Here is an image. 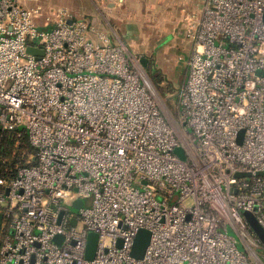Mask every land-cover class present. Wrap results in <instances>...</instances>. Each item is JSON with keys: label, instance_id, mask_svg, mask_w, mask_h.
I'll return each mask as SVG.
<instances>
[{"label": "built area", "instance_id": "obj_1", "mask_svg": "<svg viewBox=\"0 0 264 264\" xmlns=\"http://www.w3.org/2000/svg\"><path fill=\"white\" fill-rule=\"evenodd\" d=\"M203 2L172 119L94 22L0 0V129L34 148L0 176V264H264V0Z\"/></svg>", "mask_w": 264, "mask_h": 264}, {"label": "crops", "instance_id": "obj_2", "mask_svg": "<svg viewBox=\"0 0 264 264\" xmlns=\"http://www.w3.org/2000/svg\"><path fill=\"white\" fill-rule=\"evenodd\" d=\"M21 2L27 7L38 6L31 3L36 0H21ZM61 6L83 7L82 12L78 8L68 9L73 17L86 18L94 22L95 26L108 34L114 43L124 44L132 51V48L139 43V38L147 34L148 26L152 22L158 27L162 26L168 34H180L181 28L186 31L191 22L198 20V12L204 7V2L203 0H65ZM155 67L160 69L158 66ZM163 77L169 81L168 78Z\"/></svg>", "mask_w": 264, "mask_h": 264}, {"label": "rangeland", "instance_id": "obj_3", "mask_svg": "<svg viewBox=\"0 0 264 264\" xmlns=\"http://www.w3.org/2000/svg\"><path fill=\"white\" fill-rule=\"evenodd\" d=\"M65 0H36L31 2L32 4H38L42 6L44 15L49 14L52 9L62 5ZM78 8L80 12L83 7H68ZM203 7L198 12L199 19L202 15ZM192 16V15H191ZM44 20L42 21V23ZM149 29L144 37L139 38L137 46L132 48L135 56L139 62L142 70V74L145 80L150 81L154 88V91L158 95L162 106L166 108L172 119H178V88L183 84L187 71V60L193 51L194 40L187 36V30L180 29V34H168V31L163 27L156 26L155 23L149 24ZM99 29V28H98ZM183 30V31H182ZM182 31V33H181ZM158 66L162 76L169 79L166 81L164 78L163 84L154 82L153 75L149 71V67L152 65ZM168 83H171L170 85ZM84 206L88 205V199L83 198ZM65 207H68L72 213L78 214L79 208H76L73 204L62 201ZM230 234L237 238L238 247L245 251V247L233 230H230ZM256 251L262 256L264 254V248H257ZM264 262V259H262Z\"/></svg>", "mask_w": 264, "mask_h": 264}, {"label": "trees", "instance_id": "obj_4", "mask_svg": "<svg viewBox=\"0 0 264 264\" xmlns=\"http://www.w3.org/2000/svg\"><path fill=\"white\" fill-rule=\"evenodd\" d=\"M155 83L164 80L161 72L154 66L149 67ZM34 153L27 136L17 137L14 131H1L0 129V176L15 175L16 166L22 165L28 154Z\"/></svg>", "mask_w": 264, "mask_h": 264}, {"label": "water", "instance_id": "obj_5", "mask_svg": "<svg viewBox=\"0 0 264 264\" xmlns=\"http://www.w3.org/2000/svg\"><path fill=\"white\" fill-rule=\"evenodd\" d=\"M73 21L70 20L69 23L71 24ZM28 52L32 54H38L42 55L43 51L34 47L29 46L28 47ZM242 136V133H241ZM241 139V138H240ZM175 152L182 158L185 159L186 155L181 147L176 148ZM242 173H238V176H242ZM83 204L82 200H77L74 202V206L76 208H80ZM250 224L256 231V233L259 235V237L264 241V229L259 225L255 217L249 213L245 212ZM2 221H3V215L0 213V231H1V226H2ZM75 224L76 222L73 221ZM60 238L57 237V241ZM151 239V232L147 229H142L139 231L135 238L133 250H132V255L136 258H142L145 254V251L150 243ZM97 243H98V234L95 232H91L88 236V244H87V250H86V258L87 259H93L96 254L97 250Z\"/></svg>", "mask_w": 264, "mask_h": 264}]
</instances>
